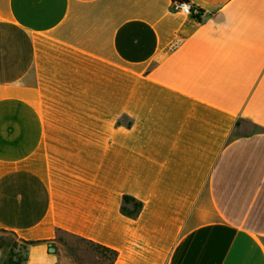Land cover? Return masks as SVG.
<instances>
[{
	"label": "crops",
	"instance_id": "0c3cea01",
	"mask_svg": "<svg viewBox=\"0 0 264 264\" xmlns=\"http://www.w3.org/2000/svg\"><path fill=\"white\" fill-rule=\"evenodd\" d=\"M194 2L0 0V232L38 242L24 264H58L62 232L114 264H264V0Z\"/></svg>",
	"mask_w": 264,
	"mask_h": 264
},
{
	"label": "trees",
	"instance_id": "16d2710c",
	"mask_svg": "<svg viewBox=\"0 0 264 264\" xmlns=\"http://www.w3.org/2000/svg\"><path fill=\"white\" fill-rule=\"evenodd\" d=\"M129 126H131V123L129 124ZM143 207H144L143 203L132 196L124 195L122 198L121 213L130 219L133 220L138 219L140 214L142 213ZM5 234H10L16 237L15 234L7 231L0 232V248L6 252V259L3 261L2 264H22L23 259L17 257L18 254L16 252V249L18 244L6 238L4 236ZM69 235L73 236L78 241H80L82 245H77V246L81 248V250L86 254H90V255L92 254L96 258H100L101 260H108L110 264H114L118 258V252L115 250H112L102 244L96 243L94 241L85 239L77 235H73V234H69ZM36 243L38 242H22L25 254L27 248L31 245H35ZM25 261H26V256L24 259V263Z\"/></svg>",
	"mask_w": 264,
	"mask_h": 264
},
{
	"label": "rangeland",
	"instance_id": "374dc122",
	"mask_svg": "<svg viewBox=\"0 0 264 264\" xmlns=\"http://www.w3.org/2000/svg\"><path fill=\"white\" fill-rule=\"evenodd\" d=\"M4 236L18 244L16 249L17 257L22 258V264H24L26 254L22 243L10 234H5ZM77 245L82 244L76 238L67 233H59L53 246L55 253H58V264H110L108 260H101L92 254L84 253Z\"/></svg>",
	"mask_w": 264,
	"mask_h": 264
},
{
	"label": "built area",
	"instance_id": "2783aa9c",
	"mask_svg": "<svg viewBox=\"0 0 264 264\" xmlns=\"http://www.w3.org/2000/svg\"><path fill=\"white\" fill-rule=\"evenodd\" d=\"M171 12L202 21L204 9L194 0H171Z\"/></svg>",
	"mask_w": 264,
	"mask_h": 264
},
{
	"label": "water",
	"instance_id": "95a60500",
	"mask_svg": "<svg viewBox=\"0 0 264 264\" xmlns=\"http://www.w3.org/2000/svg\"><path fill=\"white\" fill-rule=\"evenodd\" d=\"M50 251L51 252H55V248L51 245V247H50Z\"/></svg>",
	"mask_w": 264,
	"mask_h": 264
}]
</instances>
